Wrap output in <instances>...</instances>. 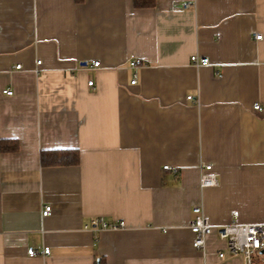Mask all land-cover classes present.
Listing matches in <instances>:
<instances>
[{"label": "crops", "instance_id": "0c3cea01", "mask_svg": "<svg viewBox=\"0 0 264 264\" xmlns=\"http://www.w3.org/2000/svg\"><path fill=\"white\" fill-rule=\"evenodd\" d=\"M155 1L0 0V264H244L189 224H264V0Z\"/></svg>", "mask_w": 264, "mask_h": 264}, {"label": "built area", "instance_id": "2783aa9c", "mask_svg": "<svg viewBox=\"0 0 264 264\" xmlns=\"http://www.w3.org/2000/svg\"><path fill=\"white\" fill-rule=\"evenodd\" d=\"M188 3L185 4V8L189 7ZM261 34H255L254 38L259 39ZM191 63L195 66H200L202 64H209V59L207 57H199L196 54L190 55ZM37 64H40V60H36ZM99 61H94L93 66H98ZM142 61L140 59H131L129 62V67L137 68L141 66ZM20 64H16V68H20ZM136 82V74L130 81L131 83ZM89 85H92V80L88 81ZM6 94H12L13 92L9 89H3ZM193 96L189 95L186 100L191 99ZM254 109L261 110L262 106L256 103ZM164 169L172 168L169 164H164L162 166ZM176 173L177 169L172 168ZM199 187L206 188L212 187L217 184L216 173L212 171V165L210 163H204L200 165L199 171ZM51 211V206H43L41 214L43 217L48 216ZM192 220L189 224V230L192 234L191 245L195 248L204 250L206 247V241L210 235L216 234L219 239H223L228 251L233 254H239L243 258L244 264H264V224L263 223H240L237 221H232L228 224L222 226H214L211 224L206 216H204L201 204H195L191 209ZM124 226L123 220L121 221H108L101 217L92 218L90 227L94 229H118ZM41 253L46 255L49 254L50 249L47 246H43ZM27 254L30 256H35L38 253L33 247H27ZM224 256V251L218 253V257L222 258Z\"/></svg>", "mask_w": 264, "mask_h": 264}, {"label": "trees", "instance_id": "16d2710c", "mask_svg": "<svg viewBox=\"0 0 264 264\" xmlns=\"http://www.w3.org/2000/svg\"><path fill=\"white\" fill-rule=\"evenodd\" d=\"M135 8H152L155 6V0H132ZM1 151H15L17 150V142L15 139H3L0 141ZM79 159V151L77 149H61V150H47L40 154V163L43 165L54 164H69L76 165Z\"/></svg>", "mask_w": 264, "mask_h": 264}]
</instances>
